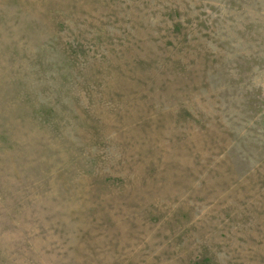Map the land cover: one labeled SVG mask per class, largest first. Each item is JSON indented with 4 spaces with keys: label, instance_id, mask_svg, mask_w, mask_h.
Masks as SVG:
<instances>
[{
    "label": "rangeland",
    "instance_id": "obj_1",
    "mask_svg": "<svg viewBox=\"0 0 264 264\" xmlns=\"http://www.w3.org/2000/svg\"><path fill=\"white\" fill-rule=\"evenodd\" d=\"M0 264H264V0H0Z\"/></svg>",
    "mask_w": 264,
    "mask_h": 264
}]
</instances>
